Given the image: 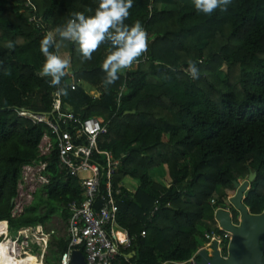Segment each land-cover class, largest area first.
I'll list each match as a JSON object with an SVG mask.
<instances>
[{
	"label": "trees",
	"instance_id": "16d2710c",
	"mask_svg": "<svg viewBox=\"0 0 264 264\" xmlns=\"http://www.w3.org/2000/svg\"><path fill=\"white\" fill-rule=\"evenodd\" d=\"M27 2L43 18V29L20 12ZM95 7L96 0H0V223H7L12 238L21 228L45 226L57 213L66 224L68 204L83 198L79 182L60 173L55 150L40 155L42 140L51 136L47 127L16 110H52L55 90L38 75L44 60L40 40L73 12ZM136 20L149 35L148 60L107 90L100 70L107 46L84 63L70 42L56 50L72 59L62 111L107 124L98 147L120 162L112 180L116 221L131 239L128 263L120 264L188 262L206 244L200 229L221 232L214 212L230 207L235 182L255 174L243 204L252 215L264 211V0H232L226 13L212 15L197 14L191 0H135L126 23ZM6 40L15 42L14 51L3 47ZM189 61L200 69L197 80L186 71ZM84 85L100 96L90 97ZM33 164L46 165L47 183L31 205L12 216L22 168ZM162 167L168 170L167 187L151 177ZM127 179L138 186L132 188ZM42 205L46 209L40 212ZM231 213L238 224L237 213ZM69 242L54 238L44 264H61ZM77 249L85 257L81 246Z\"/></svg>",
	"mask_w": 264,
	"mask_h": 264
},
{
	"label": "built area",
	"instance_id": "2783aa9c",
	"mask_svg": "<svg viewBox=\"0 0 264 264\" xmlns=\"http://www.w3.org/2000/svg\"><path fill=\"white\" fill-rule=\"evenodd\" d=\"M149 9H151V5ZM20 12L29 13L28 23L30 25L38 29L44 28V20L37 16V11L31 2L25 3ZM146 54H143L139 63L148 60ZM138 64L127 72L135 70ZM67 82L70 83V79ZM71 90H74L73 85ZM86 92L93 99L100 96L94 92ZM123 92L124 88L120 87L116 97L117 109L120 106ZM93 93L95 95H92ZM16 113L19 117L26 118L34 124H43L47 127L51 136L44 137V139H48L49 146L46 149L48 153L42 156H47L55 150L60 173L66 178L76 179L82 191V200L73 201L67 206L69 211L67 229L70 242L68 252L63 255L61 264H70L72 251L78 250L79 246L84 250L86 264H120L122 261L128 263L129 258L126 255L131 246V239L128 233L117 224L118 207L112 185L120 162L115 159L111 151H104L98 147L100 138L107 134V124L103 118L81 119L71 112H64L62 111L61 97L55 95L50 112H32L20 109L16 110ZM101 185H103L102 193L99 192ZM116 194L119 192L117 191ZM213 203L211 201V204ZM231 207L230 204V208H218L214 215L219 209L225 210L231 215L230 209H233ZM157 210L158 202L156 201L152 213ZM38 228L41 226L21 228L16 236L9 240L17 246L26 247V240L29 239L27 234L33 231L38 232ZM218 229L221 231L220 233L204 234L205 246L201 247L188 262H163L161 264H196L198 253L204 250L211 255L214 244L220 256L226 259L231 234L221 230L219 225ZM39 233L43 232L40 230ZM51 234L53 232H49L45 236L49 238ZM144 236L145 233L142 232L141 237ZM40 240L42 244H36L42 250H47L48 239Z\"/></svg>",
	"mask_w": 264,
	"mask_h": 264
},
{
	"label": "clouds",
	"instance_id": "9594fccd",
	"mask_svg": "<svg viewBox=\"0 0 264 264\" xmlns=\"http://www.w3.org/2000/svg\"><path fill=\"white\" fill-rule=\"evenodd\" d=\"M197 14L226 13L232 0H191ZM135 0H96V7L73 12L65 23L48 31L40 40L39 51L44 57L38 75L45 78L56 97H66L69 88L63 83L72 75V59L56 54L64 42L75 45L81 63L91 61L93 53L102 45L107 46L100 70L105 90L115 85L126 73L140 62L148 50L149 35L140 20L129 24ZM85 12L90 14H85ZM3 47L14 51L15 42L6 40ZM3 65H0L2 68ZM175 71L174 68L169 69ZM192 80L199 79L197 63L188 62L186 69Z\"/></svg>",
	"mask_w": 264,
	"mask_h": 264
},
{
	"label": "water",
	"instance_id": "95a60500",
	"mask_svg": "<svg viewBox=\"0 0 264 264\" xmlns=\"http://www.w3.org/2000/svg\"><path fill=\"white\" fill-rule=\"evenodd\" d=\"M254 176L251 173L244 183H234L236 192L229 203L239 214L238 225L233 224L232 216L225 210L219 209L214 215L220 229L231 234L228 257L222 258L214 244L211 255L204 250L198 253L199 261L196 264H264V211L259 215H252L243 204L244 195ZM70 264H86L85 257L79 250L72 251Z\"/></svg>",
	"mask_w": 264,
	"mask_h": 264
},
{
	"label": "rangeland",
	"instance_id": "374dc122",
	"mask_svg": "<svg viewBox=\"0 0 264 264\" xmlns=\"http://www.w3.org/2000/svg\"><path fill=\"white\" fill-rule=\"evenodd\" d=\"M39 1L40 0H38V2ZM233 76L237 77L238 72L236 71L235 73H233ZM30 103H35V100L32 99L30 101ZM48 146H49L48 139H43L41 144H40V147H39L40 155H44V154L48 153V151L46 150V149H48ZM44 169H45L44 164H33V165L26 166V167L22 168V178H21V181L18 185L17 198L14 200V210L12 213L13 216H15V217L19 216L23 212L24 208L31 205L35 199V194L38 193L41 190L42 186L47 183L46 177L42 176V172ZM151 177H152L153 181H155L156 183L162 184L165 187L169 186L170 178L168 176V170L166 167H162L160 169L153 170ZM247 180H248V176L242 180H239L238 182L240 184H242ZM126 182L132 188H135L138 186V181L135 179H127ZM42 197L46 198V195L44 193H42ZM244 197H245V195H244ZM230 198H231V196L229 197V199ZM45 209H46V205H42L40 207L39 211L43 212ZM230 212H231V209H230ZM237 215L239 218L238 213H237ZM231 216H232V213H231ZM238 223H239V220H238ZM233 224H235V223H233ZM235 225H238V224H235ZM40 229H41V232H43L42 234L37 233V231L36 232L33 231V232L27 234L29 237V239L26 240L27 246L26 247L18 246L20 248V249L18 248V250H19V253L21 255L23 254V251H25V253L31 257L40 258L44 264V256L46 254V250L45 251L42 250V248L40 246H38L36 243L40 244L41 243L40 239L43 238L45 240L48 239L49 244H50V242H52L54 238H59V237H63V236L69 237V234H68L69 232L67 229V223L65 224L62 221V219L58 215V213L56 215H54L45 226H41ZM200 231L203 233V238H204V234H205L204 231L202 229H200ZM49 232L50 233L53 232V234H51L49 238L44 236L45 234H47ZM8 236L10 237L9 239L11 240L12 237L10 236L9 233H8ZM0 238L2 239V236H0ZM21 239H23V238H21ZM34 247H39V252H37V251L35 252ZM48 247H49V245H48Z\"/></svg>",
	"mask_w": 264,
	"mask_h": 264
},
{
	"label": "bare ground",
	"instance_id": "6f19581e",
	"mask_svg": "<svg viewBox=\"0 0 264 264\" xmlns=\"http://www.w3.org/2000/svg\"><path fill=\"white\" fill-rule=\"evenodd\" d=\"M40 230L41 229L38 228L37 233H39ZM0 236H2V239L0 238V264H42L40 258L31 257L25 252L22 255L19 253L17 244H13L12 241L9 240L6 222L0 223Z\"/></svg>",
	"mask_w": 264,
	"mask_h": 264
},
{
	"label": "crops",
	"instance_id": "0c3cea01",
	"mask_svg": "<svg viewBox=\"0 0 264 264\" xmlns=\"http://www.w3.org/2000/svg\"><path fill=\"white\" fill-rule=\"evenodd\" d=\"M84 86H86L89 90L88 91H90V92H94L95 94H98L93 88H91V87H89V86H87V85H84Z\"/></svg>",
	"mask_w": 264,
	"mask_h": 264
}]
</instances>
